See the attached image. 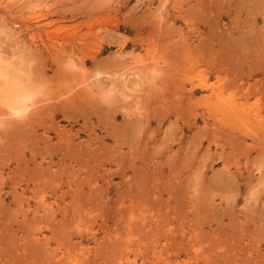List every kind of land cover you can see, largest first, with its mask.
Segmentation results:
<instances>
[{
  "label": "rangeland",
  "instance_id": "374dc122",
  "mask_svg": "<svg viewBox=\"0 0 264 264\" xmlns=\"http://www.w3.org/2000/svg\"><path fill=\"white\" fill-rule=\"evenodd\" d=\"M0 264H264V0H0Z\"/></svg>",
  "mask_w": 264,
  "mask_h": 264
},
{
  "label": "bare ground",
  "instance_id": "6f19581e",
  "mask_svg": "<svg viewBox=\"0 0 264 264\" xmlns=\"http://www.w3.org/2000/svg\"><path fill=\"white\" fill-rule=\"evenodd\" d=\"M27 96H28V95H25V96H23V97H20V99H19L18 102H17V106H16V107H11L12 110L14 111L13 113L19 115L20 112L22 113V111L26 109L25 106H23V107L21 108V107H20V104L22 105V103H24V102L28 99ZM4 100H5V99H4ZM26 110H27V109H26Z\"/></svg>",
  "mask_w": 264,
  "mask_h": 264
}]
</instances>
